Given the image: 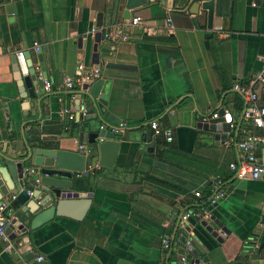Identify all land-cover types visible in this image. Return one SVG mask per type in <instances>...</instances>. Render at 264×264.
I'll list each match as a JSON object with an SVG mask.
<instances>
[{
  "label": "crops",
  "instance_id": "1",
  "mask_svg": "<svg viewBox=\"0 0 264 264\" xmlns=\"http://www.w3.org/2000/svg\"><path fill=\"white\" fill-rule=\"evenodd\" d=\"M119 1L0 0V151L19 153L24 141L65 151H76L80 143L91 149L85 158L94 157L92 145L81 137L77 113L83 119L95 112L79 94L82 84L72 91L62 86L65 78L82 77L91 69L98 70L97 79L109 81L105 112L119 121L118 131L105 130L119 143L112 166L96 163L87 177L72 179L78 191L90 193L87 209L77 206L53 217L22 243L47 264H172L180 256L187 264H202L203 258L208 264H264V178L240 179L228 169L243 161L236 147L243 135L261 134L251 128L232 85L247 82L262 67L264 0H213L209 27L206 11L188 12L190 0H165L170 7L150 0L129 16L142 20L127 30L129 39L110 46L103 31L129 19ZM10 4L13 14L6 10ZM33 43L39 45L42 67ZM17 52L26 56L32 83H38V106L36 97H22L13 60ZM106 62L133 69H105ZM41 68L50 84L47 92ZM65 94L71 95L68 100ZM257 95L264 107V91L257 89ZM65 107L75 127L62 116ZM219 108L230 114L234 129L239 122L238 133L228 131L223 143L197 128ZM151 122L172 134L168 162L157 161L154 148L142 150L147 144L139 139L151 131ZM155 138L151 131L150 142ZM255 154L264 165L261 146ZM215 178L222 181L224 197L208 204ZM184 213L188 217L180 229ZM210 216L228 231L220 242L201 225ZM162 233L170 237L167 252L161 249ZM0 264L26 263L0 245Z\"/></svg>",
  "mask_w": 264,
  "mask_h": 264
},
{
  "label": "water",
  "instance_id": "2",
  "mask_svg": "<svg viewBox=\"0 0 264 264\" xmlns=\"http://www.w3.org/2000/svg\"><path fill=\"white\" fill-rule=\"evenodd\" d=\"M148 1L150 0H120L119 6L123 8V15L127 14L129 18L134 11L144 7ZM164 1L159 0V4L170 7L171 3ZM199 7L200 10L206 11L207 26L209 27L212 19L213 0H190L187 5L188 12L192 14H195ZM6 10L8 14H13L11 4L6 7ZM23 57L26 58L24 55ZM37 58L41 63L40 53H37ZM96 58H98L97 55ZM13 60L19 76L18 85L20 91L23 92L22 97L29 99L36 97V106H38L41 91H35L38 83H32L34 74L30 69V63L25 62L28 75L20 78L15 56H13ZM93 63H97V61ZM40 65L42 67V63ZM103 67L120 71L133 69L131 65L112 62H106ZM42 80H46L44 72ZM108 86L109 81L103 78L91 82L84 81L81 85V93H79L86 96L88 105L95 112L94 115L88 114L83 119L79 118V113H77L78 119L82 121L79 127L81 137L85 138V143L92 145V150L96 152L94 157L85 158L76 151H65L57 148L47 149L35 142L28 141L23 142L24 150L19 153L10 154L0 151V200L4 198L8 201L4 211L5 217L8 219L7 241L0 240V245L8 253L16 252L26 264L47 263L45 260H35L36 255L30 252L29 243H22L23 238L29 241L32 231L55 216H62L66 211L70 212L77 206H80L82 210L89 206L91 195L88 192L78 191L79 187L72 182L74 172H81L89 167L94 169L96 163L99 167L110 168L114 162L119 143L113 140L112 134L105 130L118 131L119 121L112 115L106 116L105 105ZM25 88L26 91H24ZM74 104V110L78 112V97ZM29 107H33V101ZM214 114L216 118L202 119L197 124V128L211 134L214 141L223 143L227 138L231 116L223 108H219ZM238 126L239 122L234 129L235 134H237ZM150 137L151 131H147L139 139L141 144H147L146 147H142V150L149 153L153 151V143L150 142ZM201 225L217 242H220L221 238L228 232L213 216L208 217V220L203 221ZM181 240L184 243L185 237L182 236ZM9 245L10 247H8ZM188 249L195 256V252L190 246ZM200 262L208 264L206 258ZM193 264H199V261L195 260Z\"/></svg>",
  "mask_w": 264,
  "mask_h": 264
},
{
  "label": "built area",
  "instance_id": "3",
  "mask_svg": "<svg viewBox=\"0 0 264 264\" xmlns=\"http://www.w3.org/2000/svg\"><path fill=\"white\" fill-rule=\"evenodd\" d=\"M142 24V20L139 16H132L125 22L111 26L102 33V38L108 45H115L119 42H126L129 39L127 30L129 28H138ZM165 26L167 30H171L170 19L165 18ZM96 30L91 29L90 33H94ZM32 50L37 53L40 48L39 45L33 43ZM18 70L21 76H26L28 73V68L25 63L22 52H17L14 54ZM77 69L79 71L84 70L82 64H77ZM40 78V74H38ZM98 78V70L91 69L86 72L82 77L76 79L65 78L63 80L62 86L65 90L72 91L77 88L84 81H93ZM257 89L264 91V60L261 69L252 75L249 80L245 83H235L232 85V90L239 94L244 104V116L248 119L251 128L258 129L261 134H254L252 131H249L243 135V137L237 142L236 147L242 151L244 154L243 161L239 164L231 163L228 165L236 178L240 179H251L258 180L264 178V165L260 164L258 158L255 154V148L259 145L261 146L264 152V107L258 104V95ZM42 90L49 91L50 84L43 80ZM62 116L65 117L67 121H72V114L65 107L61 111ZM87 112L83 110L81 115H86ZM210 118H216L215 114H212ZM206 120V119H205ZM150 130L152 131L155 137H162L166 142H171L172 134L168 130H162L158 127L156 122H151L149 125ZM234 126L230 123L228 131H232ZM76 152L82 156H89L91 154V149L89 146L78 143L76 145ZM88 176V169L81 172H74L73 177L75 179L83 178ZM210 192L212 195L208 199V204H216L220 199L224 197V190L222 188V181L218 178L212 179L210 181ZM195 196H199V193L196 192ZM8 201L4 200L0 202V240L7 241L6 227L8 224V219L5 217L4 211L6 210ZM188 217L187 213L181 215L179 220V228L183 229V222ZM160 245L163 252H167L170 249V237L168 234H161ZM10 247V245L8 246ZM8 249V248H6ZM36 261H41L42 258L37 257ZM172 264H187V258L185 256L178 257Z\"/></svg>",
  "mask_w": 264,
  "mask_h": 264
},
{
  "label": "trees",
  "instance_id": "4",
  "mask_svg": "<svg viewBox=\"0 0 264 264\" xmlns=\"http://www.w3.org/2000/svg\"><path fill=\"white\" fill-rule=\"evenodd\" d=\"M70 96L71 95L65 94L64 99L68 100ZM68 126L71 128V127H75L76 125L73 123V121H68ZM239 135H242V133L241 134L239 133ZM153 148H154V158L160 162H168V159L171 156V152L174 149L172 141L166 142L165 139H163L161 136L156 137L154 139Z\"/></svg>",
  "mask_w": 264,
  "mask_h": 264
}]
</instances>
